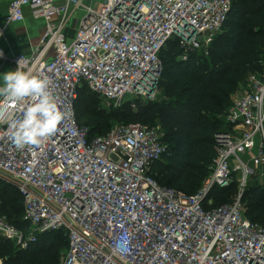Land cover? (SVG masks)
<instances>
[{
	"label": "built area",
	"instance_id": "built-area-1",
	"mask_svg": "<svg viewBox=\"0 0 264 264\" xmlns=\"http://www.w3.org/2000/svg\"><path fill=\"white\" fill-rule=\"evenodd\" d=\"M231 7V0H102L98 7L12 0L0 24V71L22 60L24 71L48 75L67 117L45 144L24 149L0 124V179L20 191L28 223L20 229L0 214V238L24 250L40 234L62 231L68 245L60 264H264V226L246 217L243 201L249 181L264 172V72L250 74L221 115L227 128L215 134L214 162L193 195L153 174L167 149L160 124L119 123L91 138L76 111L84 86L112 108L156 99L167 42L181 38L184 59L207 49ZM27 8L45 21L40 44L30 55L8 54L1 41ZM76 16L69 39L66 25ZM9 109L20 115L18 104ZM234 180L232 202L214 207L212 190ZM124 237L127 250H117Z\"/></svg>",
	"mask_w": 264,
	"mask_h": 264
},
{
	"label": "trees",
	"instance_id": "trees-1",
	"mask_svg": "<svg viewBox=\"0 0 264 264\" xmlns=\"http://www.w3.org/2000/svg\"><path fill=\"white\" fill-rule=\"evenodd\" d=\"M229 17L209 47L190 51L183 58L182 39L173 37L160 53L162 68L156 99L126 102L106 109L100 98L84 86L76 111L79 123L88 126L90 137L107 134L116 123L160 124L167 149L153 165L157 181L193 195L202 187L216 156L215 134L227 128L221 117L252 73L264 72V0H231ZM238 192L234 180L228 187H215L213 206L232 202ZM245 215L264 226V179L253 177L243 194ZM0 214L20 229L24 220L23 196L0 179ZM68 245L62 231H47L28 249L0 238L3 264H60Z\"/></svg>",
	"mask_w": 264,
	"mask_h": 264
},
{
	"label": "clouds",
	"instance_id": "clouds-1",
	"mask_svg": "<svg viewBox=\"0 0 264 264\" xmlns=\"http://www.w3.org/2000/svg\"><path fill=\"white\" fill-rule=\"evenodd\" d=\"M2 55V52H0ZM0 124H7L8 135L18 149L45 144L58 131L67 117L53 89V81L43 72L24 71L20 60L15 71L0 76ZM19 105L20 115L9 109ZM128 238L117 244V250H127Z\"/></svg>",
	"mask_w": 264,
	"mask_h": 264
},
{
	"label": "crops",
	"instance_id": "crops-1",
	"mask_svg": "<svg viewBox=\"0 0 264 264\" xmlns=\"http://www.w3.org/2000/svg\"><path fill=\"white\" fill-rule=\"evenodd\" d=\"M58 1L61 2L62 0ZM101 1L102 0H84V3L89 6L98 7ZM11 2L12 0H0V24L5 21ZM80 14L81 11L77 12L78 16ZM25 15V21L13 23L7 28L5 36L1 41V45L8 54L23 53L30 55L40 44V39L45 31V21L33 17L29 8L25 10ZM67 31L68 30H66V33L68 34ZM53 54V51H49L47 58L52 57ZM8 71H14L13 65L5 64L0 71V76ZM234 96H236V94ZM260 175V180L262 181L264 179V172Z\"/></svg>",
	"mask_w": 264,
	"mask_h": 264
},
{
	"label": "rangeland",
	"instance_id": "rangeland-1",
	"mask_svg": "<svg viewBox=\"0 0 264 264\" xmlns=\"http://www.w3.org/2000/svg\"><path fill=\"white\" fill-rule=\"evenodd\" d=\"M81 16V15H79ZM78 22H79V19L78 17H73L69 22L68 24L66 25L67 27V32H68V36H69V39H73L74 37V28H76L78 26ZM101 100V99H100ZM100 105L106 109H111L112 106H108L103 100H101L100 102ZM116 124H119V123H116Z\"/></svg>",
	"mask_w": 264,
	"mask_h": 264
},
{
	"label": "water",
	"instance_id": "water-1",
	"mask_svg": "<svg viewBox=\"0 0 264 264\" xmlns=\"http://www.w3.org/2000/svg\"><path fill=\"white\" fill-rule=\"evenodd\" d=\"M192 34H193V32L191 33V35H192ZM191 35H189L188 38H190ZM199 38H200V39H203V36L200 35Z\"/></svg>",
	"mask_w": 264,
	"mask_h": 264
}]
</instances>
